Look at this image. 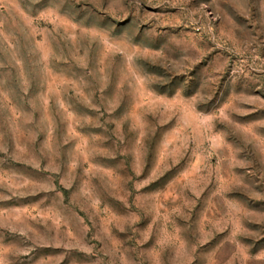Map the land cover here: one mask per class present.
I'll use <instances>...</instances> for the list:
<instances>
[{
	"label": "rangeland",
	"instance_id": "obj_1",
	"mask_svg": "<svg viewBox=\"0 0 264 264\" xmlns=\"http://www.w3.org/2000/svg\"><path fill=\"white\" fill-rule=\"evenodd\" d=\"M0 264H264V0H0Z\"/></svg>",
	"mask_w": 264,
	"mask_h": 264
}]
</instances>
